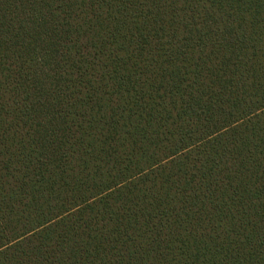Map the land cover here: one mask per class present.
<instances>
[{
    "label": "trees",
    "instance_id": "obj_1",
    "mask_svg": "<svg viewBox=\"0 0 264 264\" xmlns=\"http://www.w3.org/2000/svg\"><path fill=\"white\" fill-rule=\"evenodd\" d=\"M0 264H264V0H0Z\"/></svg>",
    "mask_w": 264,
    "mask_h": 264
}]
</instances>
